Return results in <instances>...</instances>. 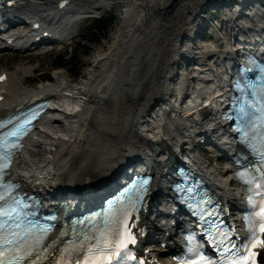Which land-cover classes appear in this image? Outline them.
Listing matches in <instances>:
<instances>
[{
  "label": "bare ground",
  "instance_id": "1",
  "mask_svg": "<svg viewBox=\"0 0 264 264\" xmlns=\"http://www.w3.org/2000/svg\"><path fill=\"white\" fill-rule=\"evenodd\" d=\"M39 1L42 2L19 0L12 10L33 14L49 10L51 0ZM111 3L123 4L124 8L114 29L115 39L107 51L92 60V72L88 71L77 84L64 77L65 70L56 69L53 75L60 79L57 84L29 88L27 76L33 70L28 64L29 57L39 56L32 50L36 52L41 46L32 48L27 37L14 35L16 31H13L11 45L0 49L1 55L3 50H12L14 46L21 54L13 70H0V116L37 97L51 99L49 105L60 108L58 112H49L54 115L51 119L42 118L38 124L41 131L27 137L9 168V176L26 190L42 188L48 194L53 188L85 185L99 190L111 183L114 173L125 162L131 163L136 157L133 162L142 160L155 173L158 166L164 167L156 161L158 157L168 153L175 157L172 151L185 149L184 139L179 138L182 131H202L189 136L198 140L196 145L200 146L212 113L203 111L199 119L175 106L170 109L172 117L167 119L160 114V105L167 107L170 97L174 102L175 94L185 95L189 103L196 95L206 94L203 87L213 82L193 88L187 82L198 81L197 74L188 76L186 82V78L178 77L180 69L184 66L190 74L188 67L205 59L211 61L215 72L220 64L227 67L232 34L236 39L239 35L252 40L253 31L264 28V13L256 11L264 6V0H69L64 9L51 11L55 19L53 29L57 28L56 20L62 14L72 10L86 13ZM204 7L209 9L200 13ZM248 23L252 26L243 28ZM198 40L201 42L197 43ZM236 43L233 41V45ZM97 65L99 68L94 72ZM194 106L195 103L191 104ZM67 110L75 111L65 114ZM221 128L217 124L206 134L207 138L217 141ZM218 149V154L225 157L228 152L223 150L230 149V142L224 140ZM204 161L196 162L197 170L213 183L217 193L236 205L238 188L227 183L231 179L228 165L225 163L221 169L222 166L204 164ZM49 170L50 174L45 176ZM74 197L70 196L71 202L78 206L85 204L86 201ZM142 224L160 231L147 218ZM153 252L156 256L162 254L161 249ZM166 257L160 258L164 264H172Z\"/></svg>",
  "mask_w": 264,
  "mask_h": 264
},
{
  "label": "snow or ice",
  "instance_id": "2",
  "mask_svg": "<svg viewBox=\"0 0 264 264\" xmlns=\"http://www.w3.org/2000/svg\"><path fill=\"white\" fill-rule=\"evenodd\" d=\"M11 3L12 0H9ZM264 113V108L261 109ZM248 116L244 109H240V118L243 121ZM33 115L30 118H26L23 123L18 124L16 127L9 131L0 132V159L7 160L10 155L9 149L17 147L16 144L10 143V138L19 137L22 135L23 129L34 119ZM10 123V121H9ZM247 125L250 129L256 130L264 137V115H261L259 122L252 119L247 120ZM6 125L0 123V129L5 128ZM6 162L0 164V169L7 168ZM244 175V174H242ZM259 180V183L255 184V188H252L253 180ZM249 191L253 192L255 196L249 197V204L255 211L254 216H249V226L255 234L256 225H259V232L264 233V175L259 177H253L248 180ZM11 185H5L0 179V264H20L24 261V264H30L26 257L31 255V252L35 248V244L40 242L37 238L34 243H29L28 237L34 231V224L27 218V214L23 213L20 209L24 207L22 202L17 199L11 193ZM46 229H41V233L46 232ZM116 236L112 238H98L94 247L86 249L87 254L80 252L82 259L77 257L73 264H124L125 261L134 260L135 257L129 256L126 253V249L129 244H134L135 239L132 237L130 231L125 226L122 231H119ZM224 238L214 240L220 245H223L226 241L227 234H220ZM251 248L245 246L240 248L233 244L232 248L224 247L223 251L229 255L226 258V264H255L256 253L252 250L254 248H260L264 250V241H257L252 243ZM79 251V250H77ZM247 253V254H245ZM31 264H38L37 261H32ZM63 264V261L59 262Z\"/></svg>",
  "mask_w": 264,
  "mask_h": 264
},
{
  "label": "rangeland",
  "instance_id": "3",
  "mask_svg": "<svg viewBox=\"0 0 264 264\" xmlns=\"http://www.w3.org/2000/svg\"><path fill=\"white\" fill-rule=\"evenodd\" d=\"M118 4V3H117ZM115 3L113 6L106 5L102 9L93 10L91 12H88V14L92 15L91 17L98 16L100 14H111L113 16V23L110 26V28L107 30V33L104 37L100 38L98 42L92 43V44H86L83 42L82 35L85 29L86 24L88 23L89 19L87 18L83 21H81L79 24H77L76 34H74L71 38L67 40V45L59 49V45H56L55 48H53L51 51L48 52H41L39 50V56L29 57V65L33 66V70L28 73V83L26 80V86L29 88H37L41 85H48V84H57L60 79L55 78L53 75V71L56 69H63L64 71V77H66L67 80H69L70 83L77 84L80 81L84 79V77L87 75V72L91 69L92 60H95V58H99V56L102 54V52H105L108 50V47L112 45L113 40L115 39V32L114 29L116 25L120 22V15L121 10H123V4H119V6ZM212 7V6H208ZM208 7H204L200 9V13H203L205 9H209ZM214 7V6H213ZM197 24H200L198 21ZM199 41L198 43H200ZM85 48V52L82 53V49ZM33 53L37 54V51L35 52L32 50ZM61 54H66V56H71L74 59L78 58L80 60V71L79 74L76 77H72L71 73L68 71L71 66H65V67H57L54 66V63L57 61V56ZM21 55L15 51L10 50H3L0 55V70L5 69L6 71L13 70L18 63V56ZM72 61V60H71ZM97 68L94 69V72L99 68L98 65ZM92 72V71H90ZM173 72V69H172ZM48 79V80H45ZM180 139H184L183 136L179 137ZM200 150H197L198 156L201 160H205L204 164L206 162H211V164H214L216 166H222L223 160L221 159H215L213 158V155H215V152H210L208 150H211V147L208 145H201Z\"/></svg>",
  "mask_w": 264,
  "mask_h": 264
},
{
  "label": "trees",
  "instance_id": "4",
  "mask_svg": "<svg viewBox=\"0 0 264 264\" xmlns=\"http://www.w3.org/2000/svg\"><path fill=\"white\" fill-rule=\"evenodd\" d=\"M113 20L114 19L111 14H100L98 16L90 18L85 26L81 40L86 44L98 42L100 38L106 35L107 30L113 23ZM81 52L84 53L85 48L82 49ZM68 65L71 66V68L68 70L71 73V76L76 77L80 71V60H78V58H71V56L68 57L66 56V54L57 56V61L54 63V66L65 67Z\"/></svg>",
  "mask_w": 264,
  "mask_h": 264
}]
</instances>
